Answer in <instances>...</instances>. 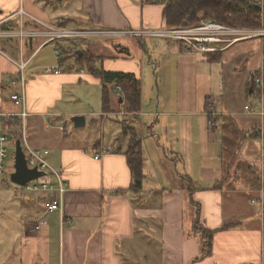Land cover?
Instances as JSON below:
<instances>
[{"label": "crops", "instance_id": "0c3cea01", "mask_svg": "<svg viewBox=\"0 0 264 264\" xmlns=\"http://www.w3.org/2000/svg\"><path fill=\"white\" fill-rule=\"evenodd\" d=\"M262 5L264 0H260L261 24ZM19 9L26 13L23 25L27 30L38 29L37 20L83 31L166 28L163 5L144 0H0V30H16V17L3 25L2 20ZM110 39L116 38L105 40ZM152 39L148 45L139 40L147 55L146 67L137 62L140 50L130 43L97 42L90 47L87 40L89 44L79 47L84 54L88 51L102 58L96 66L103 71L128 74L139 81L136 111L128 109L120 86L106 85L109 110L104 112L101 80L71 60L63 62L60 74L42 75L45 66L35 62L42 49L39 40L22 50L25 59L35 54L28 66L24 108L16 106L3 92L15 66L0 50V114L20 120L25 128L7 137V149L19 142L27 162L28 146L39 154L47 171H56L64 182L58 212L44 209L52 195L59 197L58 189L25 190L28 183L43 178L42 172L19 186L28 195L0 194L6 202L0 208V264H264V211L259 203L253 204L264 200V178L259 181L263 161L255 160V153L264 157V149L258 141L245 140L248 131L259 125L254 120L257 115L239 114L242 106L251 105V98L258 102L256 113L264 110V93L257 100L247 87L251 73L264 61V40L205 43L212 51L203 52L184 41ZM215 52H221L220 62L212 60ZM7 53L19 59L18 49ZM248 53L252 57L247 58ZM239 59L247 63L244 78L239 76ZM233 83L232 91H227L225 86ZM84 86L99 90V109L89 112L61 106L72 99L74 88ZM9 87L11 95L16 90ZM208 102L215 104L221 117L211 119L212 127ZM23 110L24 120L19 118ZM222 114H232L237 123L238 118L252 120L249 128H242L240 148L236 142L232 147L240 156L244 143H250L242 151L250 160L221 158L232 153L222 148V142L226 132H233L223 126ZM77 115L84 118L82 126L71 120ZM87 125L93 137L85 140L82 129ZM21 136L24 142L18 140ZM135 137L140 142L143 170L139 191L130 188L127 163L128 145ZM14 153L15 147L13 164L4 168L0 187L7 183V172L9 176L15 172ZM231 167L238 176L222 184ZM45 181L53 183L54 178L47 175ZM254 192L256 199L251 195ZM39 218L45 224L32 232ZM63 218L70 224L62 225ZM196 221L198 228L216 231L209 252L202 231L194 229ZM226 225L229 228H221Z\"/></svg>", "mask_w": 264, "mask_h": 264}, {"label": "trees", "instance_id": "16d2710c", "mask_svg": "<svg viewBox=\"0 0 264 264\" xmlns=\"http://www.w3.org/2000/svg\"><path fill=\"white\" fill-rule=\"evenodd\" d=\"M150 4H161L164 7L163 10V18L165 21L166 28L164 29H181L188 28L192 26H199L204 21H212L213 23L224 25L227 27L238 28V29H260L262 28L261 24V6L260 0H144ZM138 41L143 40V38H136ZM162 39V38H157ZM85 39H83L84 41ZM34 41L33 39H27L23 42L22 49L25 46L30 47V43ZM37 41V40H36ZM64 45H60L61 42H67ZM76 40L69 39L66 41L56 42L55 47L59 50L60 55L62 54V59L60 63L65 62V60L73 61V65L82 66L87 68V70L95 77L101 80L103 86V110L104 112H108V93L106 90V85H116L120 86L121 91L124 94V98L127 101L128 109L136 111L139 107V81L134 77L123 74V73H115V72H106L103 71V68L98 67L96 65L101 64L102 58L92 57L90 55H84L82 52L81 56H79L76 51L79 50V45L76 44ZM76 44V47L75 44ZM2 48L0 50L9 55L7 51L11 54L16 53L17 43L14 40L2 41ZM47 45V44H46ZM44 45L43 47H45ZM50 45V44H48ZM39 48L41 49L42 47ZM7 50V51H6ZM216 53V52H215ZM10 56V55H9ZM214 57L212 58V60ZM259 69L251 73L249 82L247 83L248 92L250 95L255 97L257 100L260 95L264 92V77L262 81V90L257 87L255 83V77L259 76ZM11 76L9 77V79ZM8 79V80H9ZM9 85V82H8ZM20 120L14 118H10V116H5L1 118V127L2 131L8 137H14L13 135L17 132L16 129L19 128L20 131ZM223 126L228 130L230 127L226 124ZM233 135V134H232ZM232 135H229L227 132L225 133V137L223 138L222 148L227 150H232L235 142L232 139ZM132 137V136H131ZM18 140L21 141V137H18ZM233 144V145H232ZM127 163L132 175L131 182V190L139 191L142 186L143 181V170H142V158H141V150H140V142L138 139H131L130 144L128 145L127 151ZM58 212V211H55ZM196 218L195 220H197ZM63 221L66 220L63 218ZM197 221L195 222L194 229L204 230L203 235V243L205 246V251H208V246L210 243V238L214 236L216 231H209L197 225ZM40 224V221H35L34 226ZM32 226V227H34ZM229 225L222 226V229H227ZM207 245V247H206ZM204 255H207L205 253Z\"/></svg>", "mask_w": 264, "mask_h": 264}, {"label": "rangeland", "instance_id": "374dc122", "mask_svg": "<svg viewBox=\"0 0 264 264\" xmlns=\"http://www.w3.org/2000/svg\"><path fill=\"white\" fill-rule=\"evenodd\" d=\"M263 7V5H262ZM264 9V7H263ZM211 24H215V26H218V27H221L223 29L224 32H220V31H217V32H211L210 34H203L201 33L200 35H194V36H197L198 38H201V39H204L205 41H207L208 43H211V42H222L224 44H233V43H236V42H239V41H243V40H250V39H263L264 40V34H262V32H264V29L260 28V29H254V30H249V29H238V28H232V27H227V26H224V25H218L216 23H213L212 21H204L202 22L201 25L199 26H192V27H188V28H181V30L183 31H190V30H193V29H196V28H200L204 25H211ZM262 24H263V27H264V11H263V16H262ZM63 25V24H62ZM54 29L56 30H61V31H64L65 30V25L63 26H56V25H51ZM79 28L78 27H70L68 26V30H72V31H80L78 30ZM88 30H86V32L90 33L89 35L85 36V37H90L91 35H94L92 32H96V31H112V30H106V29H93V28H87ZM140 30H145V29H140ZM133 31H136V30H133ZM157 31H162V30H157ZM164 31V30H163ZM180 31V30H179ZM137 32V31H136ZM92 33V34H91ZM116 39H110V40H105L107 38H99V39H95V38H92V39H85L84 41L83 40H76V44L79 45V47L81 45H87L89 44V41L87 40H90V47L91 45H94L97 44V42H100V43H104V42H109L111 44H119V45H124L125 43H130V44H133L135 45L139 50H140V54H138L137 56H135V59L137 60L138 63H141L142 65H144L145 67L148 65V62H147V55L142 51V47L139 43V41L136 39V38H126V37H115ZM215 39V40H210V39ZM124 39H130L128 41H125ZM3 40H6L5 38H0V41H3ZM154 39L152 38H148V37H145L143 38L142 41H146L145 44L148 45L149 43L153 42ZM40 41V40H39ZM66 41V40H64ZM251 41V40H250ZM71 41H67V42H61L60 45H64L65 43H69L70 44ZM73 43V42H72ZM75 44V43H73ZM76 44L74 47H76ZM101 46V45H100ZM264 50V49H263ZM81 51H84L83 49H80L78 51H76V53L79 52V54L81 55L82 52ZM115 53V51H113ZM116 54V53H115ZM85 56L86 55H90L88 51H86V53L84 54ZM215 57H214V61L216 62H220V57H221V52H216L214 53ZM62 56V54H61ZM94 57V56H93ZM252 57V54L251 53H248L247 55V58H250ZM244 58V57H243ZM36 63H39V64H42L43 66H54L57 64V61L55 59V56H54V51H53V47L51 45H46L45 47L42 46V49L38 52L37 54V57H36V60H35ZM66 64L67 63H70V60H65ZM239 64H240V68L239 69V76L241 78H244L245 77V69H244V66L246 68L247 66V63L245 61H241V59L238 60ZM63 68V63H61V68H60V71L62 70ZM259 76L258 77H255V78H258V79H261L263 80V77H264V61L261 63L260 65V68H259ZM42 75H46V74H43ZM32 76H30L31 78ZM29 78V76H28ZM239 80H237L238 82ZM28 82V81H27ZM236 83V82H234ZM233 84H229L227 86H225V89L227 91L231 90L232 91V87H233ZM5 90H3L4 93L8 94L9 97H10V93L12 91V89L9 87L8 85V80H7V83L5 84ZM68 93V91H67ZM66 93V95H67ZM264 93V92H263ZM72 94H73V97L70 101L68 102H65L63 103L61 106H65L67 108H70V109H82V110H86V111H89V112H94L95 110L99 109L100 108V94H99V90L96 89V90H89L88 88H86L85 86L82 87V88H74L73 91H72ZM227 94V93H226ZM65 95V97H66ZM262 95V94H261ZM249 103L251 105L248 104V106L244 105L241 107V113H249L248 116H252V115H257L255 116V121L256 123L259 121V125L255 126L253 129L252 132L248 131L249 135L245 138V140L247 142H251L252 140L253 141H258V144L259 146L261 147V150L264 149V110L260 111V113H256V111L258 110L259 106H258V102H256L253 98L249 99ZM61 104V102H60ZM246 104V103H245ZM206 106L208 108H210V111L207 112V116L210 117V121L208 122L210 124V127H212L213 125V122L211 121V119H214L216 116H217V119L221 118L219 116V111H218V108L215 109V104L212 102H208L206 103ZM215 110V111H214ZM255 110V111H254ZM243 111V112H242ZM229 114V113H228ZM224 115L222 114V124L226 123L230 129L234 132H232V139L234 140V142H236V145L238 144V140L239 141H242L243 137H244V134L242 132V128H249L252 124V120L251 121H240L241 119L238 118V123L235 121V119L233 118L232 114H231V117L230 115ZM251 114V115H250ZM78 116V115H77ZM235 116V115H234ZM219 117V118H218ZM225 117H230V121L228 119V122H226V120L224 119ZM236 118V117H235ZM87 119H90V117H87ZM218 121V120H217ZM222 131H224V129H222ZM82 135L84 136V139H90L93 137V129L89 128V126L87 125L84 129H82ZM244 143V147L246 144H250V143ZM233 145V144H232ZM241 144H238V148H240ZM14 147L13 145H8V151H9V154L6 158V161H5V167L6 170H8V167H10L12 164H13V159H12V155H13V152H14ZM244 147L242 148V151L244 149ZM227 153L229 152H232L231 155H225V156H222L221 158L222 159H230V160H233V161H238L240 159H248L250 160L249 158H247L244 153L241 151L240 153V156L238 153L234 154L236 151H233V150H226ZM251 151V150H250ZM256 154V157H255V160H259L258 162L260 163V161H263L259 169V181H260V184L262 183V179L264 178V157L263 156H260L258 153H255ZM251 162V161H250ZM256 170H255V174L258 172V169L253 166ZM238 176V174L235 172V168L234 167H231L224 179L222 181V184L226 181L228 182L232 176ZM5 182H7L6 184H4L3 186L0 187V194H9L12 193L14 196L17 194V195H28L26 194L27 192H25L23 189H21L19 186H16V185H13L10 181V176L8 175V172L5 176ZM225 182V184H226ZM224 184V185H225ZM253 197L252 198H255V195H256V192L252 193L251 194ZM11 196V195H10ZM259 203L260 204V207L262 208L261 211L263 210L264 211V200L260 199L259 201L257 200H254L253 201V204H256ZM5 199H3L2 197H0V208L5 204ZM251 204V202H250ZM252 204V205H253ZM0 214H1V211H0ZM1 217V215H0ZM198 225V223H197ZM202 234H204V230L202 229Z\"/></svg>", "mask_w": 264, "mask_h": 264}, {"label": "built area", "instance_id": "2783aa9c", "mask_svg": "<svg viewBox=\"0 0 264 264\" xmlns=\"http://www.w3.org/2000/svg\"><path fill=\"white\" fill-rule=\"evenodd\" d=\"M26 15V13L19 9L16 11L15 14H13L10 17H7L6 19L2 20V25L10 22V20L14 17H16L17 20V28L16 30L7 28V29H1L0 30V38H5L6 40H14L17 43L18 47V60H13L9 56L7 58L10 60V62L15 66V72L13 75H11V78L8 80L9 85L13 87L16 91L13 92L10 95V101L16 105L21 106L24 108V102H25V87L27 85L28 76L30 69L28 68L30 60L34 56L35 53L30 55L28 58L23 57V42L27 39H33V40H40L42 43L40 44V47L50 44L53 47L54 56L57 61V64L54 66H45L42 68V73L46 75H58L61 73V55L59 53V50L55 47L56 42L74 39V40H83V39H92V38H110V37H116V36H126L131 38H162V39H175L184 41L191 47H196L199 50L203 52H209L212 51L211 49H208L204 44L208 43L204 39L198 38L194 35H200L203 34H210L213 32H224L221 27L215 26V24L211 25H204L200 28H196L190 31H183L181 29H159L162 31L157 30H126V31H96L92 32L94 35H91L90 37H85L89 35L90 33L80 30V31H72L65 28L64 31H59L54 29L51 25L42 23L40 21H35V23L38 26V29L35 30H27L25 29L23 25V17ZM219 25V24H218ZM164 30V31H163ZM180 30V31H179ZM91 33V34H92ZM264 34V32H262ZM215 40V39H210ZM255 83L257 84V87L262 90L263 84L261 79L256 78ZM26 113L23 110L19 114V118L24 120L26 117ZM6 115L0 114V177L4 174V168L5 167V161L8 156V149L6 146L7 137L6 134L2 131L1 127V118L5 117ZM22 124V123H21ZM20 131L25 132L24 124L20 126ZM22 142H24V137L21 136ZM26 154H27V167L29 169H36L38 172H42L44 175L43 178L35 181L30 182L25 186L26 191H51L54 192L56 189L59 190L60 193L63 192V185L64 182L61 181L60 175L56 171H47V165L41 160L38 153L34 152L33 150L29 149L28 146H26ZM97 159V157L95 158ZM47 175H50L52 178H54L53 183L46 182ZM29 184H32V187L29 186ZM61 199L60 197H56L52 195V197L44 203V209L47 212H55L61 210ZM70 224L67 220L64 222L62 220L63 224ZM45 222L42 221L40 224L34 226L32 228V232H38L40 230V225H44Z\"/></svg>", "mask_w": 264, "mask_h": 264}, {"label": "water", "instance_id": "95a60500", "mask_svg": "<svg viewBox=\"0 0 264 264\" xmlns=\"http://www.w3.org/2000/svg\"><path fill=\"white\" fill-rule=\"evenodd\" d=\"M75 126H82L84 124L83 116H74L71 118ZM15 156H14V170L11 174L10 181L18 186H24L26 183L37 179L42 175L36 169H29L26 164L25 155L20 147L19 142L15 145Z\"/></svg>", "mask_w": 264, "mask_h": 264}, {"label": "bare ground", "instance_id": "6f19581e", "mask_svg": "<svg viewBox=\"0 0 264 264\" xmlns=\"http://www.w3.org/2000/svg\"><path fill=\"white\" fill-rule=\"evenodd\" d=\"M107 39H108V38H107ZM6 137H8V136H6ZM29 186L32 187V184H29ZM58 195H59V197H60L62 194L59 193ZM45 200H46V199H45ZM40 220H41V218H39L37 221L39 222Z\"/></svg>", "mask_w": 264, "mask_h": 264}]
</instances>
